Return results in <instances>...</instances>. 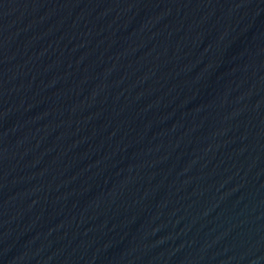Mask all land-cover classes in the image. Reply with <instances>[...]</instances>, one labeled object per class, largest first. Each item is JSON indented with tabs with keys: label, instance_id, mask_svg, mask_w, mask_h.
Listing matches in <instances>:
<instances>
[{
	"label": "water",
	"instance_id": "95a60500",
	"mask_svg": "<svg viewBox=\"0 0 264 264\" xmlns=\"http://www.w3.org/2000/svg\"><path fill=\"white\" fill-rule=\"evenodd\" d=\"M0 264H264V0H0Z\"/></svg>",
	"mask_w": 264,
	"mask_h": 264
}]
</instances>
